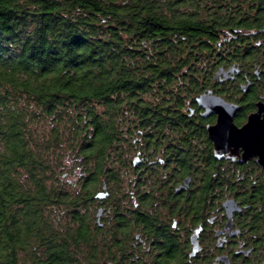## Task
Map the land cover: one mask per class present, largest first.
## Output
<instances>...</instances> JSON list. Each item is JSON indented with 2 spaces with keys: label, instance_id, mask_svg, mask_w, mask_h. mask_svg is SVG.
Returning <instances> with one entry per match:
<instances>
[{
  "label": "trees",
  "instance_id": "16d2710c",
  "mask_svg": "<svg viewBox=\"0 0 264 264\" xmlns=\"http://www.w3.org/2000/svg\"><path fill=\"white\" fill-rule=\"evenodd\" d=\"M263 42L264 0H0V264H94L135 139Z\"/></svg>",
  "mask_w": 264,
  "mask_h": 264
},
{
  "label": "flooded vegetation",
  "instance_id": "af4514ba",
  "mask_svg": "<svg viewBox=\"0 0 264 264\" xmlns=\"http://www.w3.org/2000/svg\"><path fill=\"white\" fill-rule=\"evenodd\" d=\"M231 105L237 128L258 109L262 118L264 67L223 61L178 118L164 113L135 139L125 208L111 207L107 191L95 201L94 264H264V168L258 156L244 159L225 130L216 140L208 133Z\"/></svg>",
  "mask_w": 264,
  "mask_h": 264
},
{
  "label": "water",
  "instance_id": "95a60500",
  "mask_svg": "<svg viewBox=\"0 0 264 264\" xmlns=\"http://www.w3.org/2000/svg\"><path fill=\"white\" fill-rule=\"evenodd\" d=\"M198 100L209 101L206 96H201ZM219 100H213L216 102V106H222V103L220 102L221 100ZM235 109L236 106L231 105L230 113L228 114L223 112V108H220L217 124L215 127L208 128V133L212 138H214V140H216L217 130H225V140L229 141L231 145L243 146L244 159L251 156H258V163L264 168V108L261 119L258 118V113H260V109H258L257 113L249 115L247 122L240 128L234 126L231 121V117ZM104 195L105 193L98 192L96 197L101 198Z\"/></svg>",
  "mask_w": 264,
  "mask_h": 264
},
{
  "label": "rangeland",
  "instance_id": "374dc122",
  "mask_svg": "<svg viewBox=\"0 0 264 264\" xmlns=\"http://www.w3.org/2000/svg\"><path fill=\"white\" fill-rule=\"evenodd\" d=\"M60 174H61V172H60ZM61 177H63V176H61ZM64 177L66 178L65 181H73V180H75V176H73L72 174H67Z\"/></svg>",
  "mask_w": 264,
  "mask_h": 264
}]
</instances>
